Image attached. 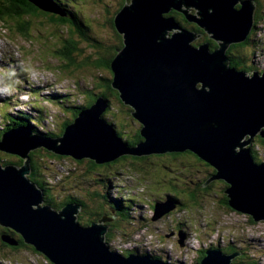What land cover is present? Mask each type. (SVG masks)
<instances>
[{
  "label": "water",
  "instance_id": "obj_1",
  "mask_svg": "<svg viewBox=\"0 0 264 264\" xmlns=\"http://www.w3.org/2000/svg\"><path fill=\"white\" fill-rule=\"evenodd\" d=\"M41 9L66 16L57 7ZM172 11L201 32L183 27L168 16ZM256 11L253 0H131L123 6L114 18L123 47L111 63V87L142 125V141L131 146L119 136L104 118L111 107L104 96L80 108L60 137L28 127L6 132L0 152L24 163H0V226L51 264H171L136 248L127 256L112 250L106 239L113 220L105 216L82 226L79 203L60 211L45 205L43 191L29 178L30 153L39 149L97 166L190 151L216 171L204 187L224 181L230 209L264 222V163H255L251 150L257 136L264 140V73L237 70L229 57L232 46L248 40ZM204 34L209 41L200 42ZM176 208L170 197L155 202L153 221ZM178 237L184 247L187 235ZM2 241L18 246L9 236ZM240 256L210 248L198 264H233Z\"/></svg>",
  "mask_w": 264,
  "mask_h": 264
},
{
  "label": "rangeland",
  "instance_id": "obj_2",
  "mask_svg": "<svg viewBox=\"0 0 264 264\" xmlns=\"http://www.w3.org/2000/svg\"><path fill=\"white\" fill-rule=\"evenodd\" d=\"M253 1L257 5L255 16H258L250 45L233 49L231 53L242 62L243 71L264 73V0ZM129 2L67 0L68 10L88 31L72 27L70 21L58 27L41 19L32 21L28 33L21 35L17 21L0 19V99L7 101L0 102V132L9 124V117L23 112L39 122L41 132L58 135L64 124L73 120V108L87 106L105 92L101 81L111 79L112 73L97 67L96 62L114 54L122 44V36L114 29L113 20ZM180 15L177 13V17ZM182 25L191 28L190 24ZM83 33H87L89 40L82 38ZM70 41L77 44L74 56L79 67H67L59 53ZM110 101L111 107L104 118L122 133L125 142L136 138L142 126L128 113L130 108L122 106L118 100ZM38 107L45 112L39 113L35 110ZM251 148L261 162L256 163L263 164L264 147L253 144ZM41 154L38 163L45 166L41 178L50 184L55 203H63L68 198L88 205L91 201L88 211L93 213L96 205L92 201L105 209L108 196V202L115 198L124 201L127 216L115 217L117 225L112 227L111 240L106 239L109 247L120 254L138 248L140 254L160 257L171 264H197L202 251L224 250L233 245L243 249L250 259L264 264V222L255 223L247 215L229 210L222 203L226 197L224 183L216 182L204 189L203 184L212 171L193 156L164 155L140 163L128 159L100 168L90 166L89 160L79 164L69 157L54 160L49 151ZM18 160L0 152L1 164ZM187 192L196 193V203L187 198ZM169 196L180 198L185 206L179 205L160 220L153 221V205L165 202ZM179 231L187 235L184 247L178 243ZM1 254L7 253L0 252V261L10 264L9 258L2 259ZM27 255L32 264H47L46 259L37 254Z\"/></svg>",
  "mask_w": 264,
  "mask_h": 264
},
{
  "label": "trees",
  "instance_id": "obj_3",
  "mask_svg": "<svg viewBox=\"0 0 264 264\" xmlns=\"http://www.w3.org/2000/svg\"><path fill=\"white\" fill-rule=\"evenodd\" d=\"M66 1L67 0H63V1L62 0H0V19L10 20L12 22H14V20L17 21V23H16L17 24V31L21 35H25V34L28 33V30H29V28L31 26V22L32 21H34V20L35 21H39L41 19H44V20L50 22L51 24L52 23L56 24V25H58V27L66 26L69 23V21H70V23L72 24V27L74 26V27H76L79 30L88 31L87 28H84L83 25L79 22V20L76 17L73 16V13L70 10H68ZM255 1H257V0H255ZM40 6L44 7V8H47V9H52L54 7H57L66 16H61L59 14H53V13L46 12V11L42 10ZM257 16H258V14H257ZM257 16H255V20L257 19ZM175 18L181 25L183 23H185L186 25H189L185 21L183 16H181V18L175 16ZM181 21H184V22H181ZM256 24H257V21L255 23L254 29L256 28ZM113 25H114V20H113ZM182 26L185 27V28H188V27H186L184 25H182ZM190 26H191V28H188V29L195 30V29L192 28V26H195V25L191 24ZM114 29H115V25H114ZM252 34H253V31L251 32V35L249 36L248 40L245 43L240 44V45H235V46H232L230 48L229 53L231 54V57H232L231 58V66L235 67L237 70H242L243 71L245 69L243 68V66H241V65H243L242 62L237 60V59H235L234 55H232L231 50H233V49H243L246 46L250 45V41L252 39ZM82 38L84 40H89L87 33H83L82 34ZM204 41H208V40L205 39ZM210 43H211V47L212 48H215L217 46L212 41H210ZM121 48H122V44L120 45V47L115 49L116 52L114 54L112 52L107 57H103L102 60H98L96 62V66L97 67H101V68H106L112 73L111 63H112L113 59L115 58V56L117 55V50L121 49ZM77 51H78L77 44L72 42V41L68 42V44H66V46H64L62 48V50H60L59 53L61 54L63 59L66 60L67 67H71V66H75V67L78 66L79 67V64L77 63L76 57L74 56V53L77 52ZM0 68H2V67H0ZM3 68H6V67H3ZM112 78H113V73H112ZM112 78L109 79V80L105 79V81H101L102 82V88L105 90V92L102 93V94H99L97 96H104V97H106L109 100H111V99L118 100L121 103V105L123 106L124 104L120 101L118 92L113 90L112 87H111ZM109 97H111V99ZM95 101H96V98L93 99L92 102L89 105H87V106H78L76 108H73V110H74V118H73V120L78 115V113H79L78 111H79L80 108L90 107ZM0 102H4L5 103L7 101H6V99H0ZM35 110H37L41 114H43L45 112V110L43 108L39 109V107L35 108ZM128 113H130V115L132 116V109L131 108H130V111ZM18 114L19 115L17 117H15V116L9 117V120H8V121H10L9 124L5 127V129H3L2 132H0V140H1V137L3 136V134H5L6 132H9V131H11L13 129H16V128H19V127H26V126L28 128H30L34 133L42 134V135H45V136H48V137L57 138V137L62 136L63 133H64L65 128L70 123L73 122V120L66 122L64 124V126H63L62 132L60 134H58V135H56V134L53 135L51 133L41 132L40 129L42 130V128L39 127L40 126L39 122L33 120V118L31 117L30 114H26V113H23V112H20ZM132 118H133V116H132ZM118 134H119V136L122 137V133H119V131H118ZM141 141H142V138L140 136V131L136 135V138L127 140V142L131 146L132 145H136L138 142H141ZM253 144H257V145H260V146L264 147V140H262L260 138V136H259V137H257L256 139L253 140L252 145ZM252 145H251V147H252ZM251 150H252V156H253V159H254L255 163L256 162L257 163H261V162L257 161L258 158H257L256 152H254L252 148H251ZM44 151H47V150L39 149V150H36V151L30 153L32 171H31V174H30L29 178H30V180L33 183H35L43 191L45 203L48 206H50L51 208H53L54 210L55 209H61L64 205L69 204V203H79V204H81L82 210L80 212L81 214L80 213L78 214V223L80 225H82V226H88L92 222L98 221V220H100L101 218H103L105 216L107 218H109V219H112L113 221H110L107 224L109 226V229H110L109 232H108V235H107V240L108 241L111 240L110 239V233L112 231V227L117 225V221L115 220V217L118 216V217L126 218V216H127L126 212H128V209L125 207L124 201L120 200L119 198H115V199H113V202H108L109 199H110V196H108L106 198V204H105L107 209L103 208L102 205L92 201V203H94L96 205L95 206L96 211H94L93 213L88 211V210H90L89 206L91 204V201L89 202V205H88L85 202H81V201L75 200L73 198H68L63 203H55L54 200H53L54 198L52 196L50 184L47 181H44V179H42L43 176H41V170L45 169V166H41L38 163V161H40L41 158H42V154L41 153H43ZM165 155H172V156L190 155V156L195 157L197 161H199L200 163H203L204 165L209 167L211 169V171H212L210 173V175L208 176V178H206L205 183L207 182L208 179H210L216 173L215 169L211 165H209L207 162L201 160L197 155H195L194 153H192L190 151L185 152V153H173V154H165ZM50 156L54 160L55 159H58V160H62L63 159V157L58 156V155H54V154H50ZM155 156H157V157H155ZM162 156H164V155H152V156L143 157V158H136V157L128 156V157H124V158L120 159L119 161H117L115 163L108 164V165H102V166H97L94 162H91V161L89 163H90V166L103 168V167H112V166H114V164L116 165V164H118V163H120L122 161L128 160V159H133V160H136V161H138L140 163L142 161L144 162V161H147L149 159L159 158V157H162ZM18 159L19 160L16 163L6 162L3 165L14 164V165H17V166H21L24 162L20 158H18ZM78 163L82 164L83 161H80ZM132 166H134V164H132ZM216 182L224 183L226 188H227V185H226L225 182H223V181H214V182L210 183L207 187H204V189H209L211 187V185L216 183ZM226 188H225V190H226ZM224 194H225V191H224ZM225 196L226 197L223 198L224 199V204L227 206V208L229 210H231L229 205H228L227 195L225 194ZM169 197H170V199H173V200H175L177 202V207L179 205L180 206H185V204L182 202V200L180 198H176L174 196L173 197L169 196ZM188 197H189L191 202H194V203L197 202V195H196L195 192H190V193L187 192V198ZM130 201L132 202V200H130ZM153 208H154V205H153ZM94 217H95V219H93ZM248 218L251 221L254 222V220L250 216H248ZM0 228H2V227L0 226ZM13 247H16V246H13ZM235 249H236L235 252H240L241 256L238 257L236 260H234L233 264H259L258 261L250 259L248 255L246 256V252L243 249H240V248H237V247H235ZM243 252L245 253L244 257L242 256ZM123 254L127 255L128 253L123 252ZM204 254H205V250L203 251V255H202V257L200 258V260L198 262H200L201 259L204 257ZM152 258L161 260L160 257H156V256H152Z\"/></svg>",
  "mask_w": 264,
  "mask_h": 264
},
{
  "label": "flooded vegetation",
  "instance_id": "obj_4",
  "mask_svg": "<svg viewBox=\"0 0 264 264\" xmlns=\"http://www.w3.org/2000/svg\"><path fill=\"white\" fill-rule=\"evenodd\" d=\"M168 16L175 17V16H177V13L174 12V11H172ZM181 16L182 15H180L179 17L181 18ZM181 22H184V21H181ZM192 28L195 29V30L200 31L197 26L196 27L195 26H192ZM206 37H207V35L204 34L203 37H202V39H207ZM229 57H230V59L232 58L231 57V54L229 55ZM222 203L224 204V199H223ZM179 232H183V231H179ZM179 232H178V234H179ZM170 235L172 236V235H174V233H172ZM3 236H9V237L17 240L18 241V246L13 247V246H9V245L5 244L2 241V237ZM235 250H236L235 249V246L231 245L228 249H224L223 251L225 253H229L230 254V253H234ZM0 252H3V253L6 252L7 253V255L1 254V258L2 259L9 258L10 264H32V261H31L30 257H28V255H27V254H31V253L37 254V255L45 258L43 255L37 253L31 246L25 244L24 241H23V239L21 238V236L18 233H16L14 230L8 229V228H3V227L0 228ZM13 253L15 255H13ZM201 254L203 255V251L201 252ZM202 255L200 256V258L202 257ZM242 256L243 257L245 256V253L244 252H243V255ZM200 258L198 260H196V263H198V261L200 260ZM46 261H47V264H51L47 259H46ZM0 264H5V262L0 261Z\"/></svg>",
  "mask_w": 264,
  "mask_h": 264
},
{
  "label": "clouds",
  "instance_id": "obj_5",
  "mask_svg": "<svg viewBox=\"0 0 264 264\" xmlns=\"http://www.w3.org/2000/svg\"><path fill=\"white\" fill-rule=\"evenodd\" d=\"M131 1V0H130ZM122 9V7H121ZM119 12V11H118ZM205 40V39H204ZM209 41V39H207ZM109 232V231H108ZM108 235V234H107ZM115 251V250H114ZM206 251V250H205ZM224 252V251H223ZM126 253H128L127 255H129L131 253V250L127 251ZM123 254V253H122ZM124 255V254H123ZM126 256V255H125ZM153 256V255H152Z\"/></svg>",
  "mask_w": 264,
  "mask_h": 264
},
{
  "label": "bare ground",
  "instance_id": "obj_6",
  "mask_svg": "<svg viewBox=\"0 0 264 264\" xmlns=\"http://www.w3.org/2000/svg\"><path fill=\"white\" fill-rule=\"evenodd\" d=\"M139 122V121H138ZM140 123V122H139ZM142 126V125H141ZM155 155V154H153ZM149 156H152V155H149ZM149 156H145V157H149ZM246 215V214H245ZM255 222V221H254ZM263 222V221H262ZM256 223H259V222H256ZM171 260V259H170ZM177 262V261H176ZM198 264V263H197Z\"/></svg>",
  "mask_w": 264,
  "mask_h": 264
}]
</instances>
